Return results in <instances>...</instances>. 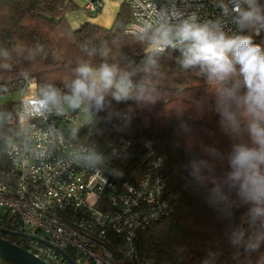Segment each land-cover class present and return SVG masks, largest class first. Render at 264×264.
<instances>
[{
	"label": "trees",
	"instance_id": "16d2710c",
	"mask_svg": "<svg viewBox=\"0 0 264 264\" xmlns=\"http://www.w3.org/2000/svg\"><path fill=\"white\" fill-rule=\"evenodd\" d=\"M257 3L264 10V0ZM78 9L85 8L75 0H0V95H22L31 81L36 96L54 89L57 100L49 103L58 104L73 98L80 66L114 68L117 81L131 83L129 97L115 99L114 87L98 93L104 97L99 107L82 97L73 110L77 115L85 106L91 117L70 124L65 135L100 153L106 176L118 185L141 178L147 146L163 157L170 208L137 235L138 259L264 264V202L244 195L231 163L238 147H258L248 130L253 118L243 104L247 89L239 65L225 81L210 80L207 68L184 66L179 46L155 50L165 28L125 33L131 12L123 2L110 27L89 21L72 27L66 15ZM239 34L264 51V28L257 35L239 27ZM19 99L0 107V170L7 166L5 143L18 135Z\"/></svg>",
	"mask_w": 264,
	"mask_h": 264
},
{
	"label": "built area",
	"instance_id": "2783aa9c",
	"mask_svg": "<svg viewBox=\"0 0 264 264\" xmlns=\"http://www.w3.org/2000/svg\"><path fill=\"white\" fill-rule=\"evenodd\" d=\"M122 2L131 12L125 33L153 27L174 33L187 20L208 24L227 38L240 36L234 4L242 6L243 0ZM100 7L99 0L84 4L90 12ZM43 99L20 96L18 135L5 143L0 227L16 233L9 234V242L48 264H72L54 247L66 252L73 264H148L138 259L135 240L169 212L163 157L147 146L146 167L138 182L115 184L104 172L106 161L100 153L65 135L77 117L73 98L41 107Z\"/></svg>",
	"mask_w": 264,
	"mask_h": 264
},
{
	"label": "clouds",
	"instance_id": "9594fccd",
	"mask_svg": "<svg viewBox=\"0 0 264 264\" xmlns=\"http://www.w3.org/2000/svg\"><path fill=\"white\" fill-rule=\"evenodd\" d=\"M248 4L247 10L242 9L239 2L234 4L238 14L237 23L241 30L253 29L255 34L264 28V10L257 0H243ZM179 46L184 56L185 67L200 65L207 68L209 79L220 82L237 73L243 76L247 91L243 96V104L247 114L253 119L248 125L256 148L238 147L231 163L236 171L233 176L242 180L241 188L244 195L256 203L264 202V51L261 46L253 43L251 36H236L227 38L221 31H216L208 24L197 25L183 21L173 33L165 29L154 41L156 51H163L164 46ZM78 78L73 81L72 93L74 102L83 98L95 99L99 107L103 102V91L116 89L113 97L117 100L127 99L131 83L124 79L116 80V70L108 65H102L94 70L87 65L77 69ZM56 91L44 93L40 106L56 102Z\"/></svg>",
	"mask_w": 264,
	"mask_h": 264
},
{
	"label": "water",
	"instance_id": "95a60500",
	"mask_svg": "<svg viewBox=\"0 0 264 264\" xmlns=\"http://www.w3.org/2000/svg\"><path fill=\"white\" fill-rule=\"evenodd\" d=\"M1 233L7 234H16L12 231L0 228ZM42 241V240H41ZM44 244L49 245V243L42 241ZM54 249L60 252L69 262L73 264L72 259L67 255L66 252L55 248ZM0 258L4 261H8L12 264H48L42 261L40 258L29 253L25 249L10 243L9 241L0 238Z\"/></svg>",
	"mask_w": 264,
	"mask_h": 264
},
{
	"label": "rangeland",
	"instance_id": "374dc122",
	"mask_svg": "<svg viewBox=\"0 0 264 264\" xmlns=\"http://www.w3.org/2000/svg\"><path fill=\"white\" fill-rule=\"evenodd\" d=\"M85 15H86V13L82 9H78V10L68 12L66 15V19L72 27H76L81 22L84 21ZM23 94H33V95L35 94L33 91L32 84L29 86L27 84V87H25L23 89ZM20 95H21V92L17 91V90L16 91L13 90V91H10L8 93L1 94L0 95V107H2L4 102H6V101L18 100ZM77 112H78L77 117H76L75 122H74L75 125L83 123L91 117V113L89 112V110L85 106H80L78 108Z\"/></svg>",
	"mask_w": 264,
	"mask_h": 264
},
{
	"label": "crops",
	"instance_id": "0c3cea01",
	"mask_svg": "<svg viewBox=\"0 0 264 264\" xmlns=\"http://www.w3.org/2000/svg\"><path fill=\"white\" fill-rule=\"evenodd\" d=\"M77 3L84 5L87 1L91 0H75ZM101 7L96 14H90L91 12L83 10L86 15L84 21H89L102 27H110L116 16V13L122 4V0H99Z\"/></svg>",
	"mask_w": 264,
	"mask_h": 264
},
{
	"label": "flooded vegetation",
	"instance_id": "af4514ba",
	"mask_svg": "<svg viewBox=\"0 0 264 264\" xmlns=\"http://www.w3.org/2000/svg\"><path fill=\"white\" fill-rule=\"evenodd\" d=\"M0 228H2V229H6V228H3V227H0ZM6 230H9V229H6ZM0 238H3V239H5V240H7V241H10L11 236H10L9 234H7V233H1V232H0ZM0 264H12V263H10V262H8V261H4V260H2V259L0 258Z\"/></svg>",
	"mask_w": 264,
	"mask_h": 264
}]
</instances>
